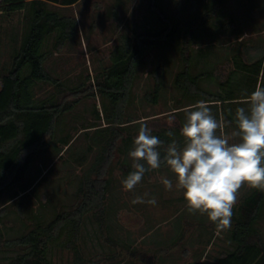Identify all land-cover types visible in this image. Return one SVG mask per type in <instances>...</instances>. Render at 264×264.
<instances>
[{"label":"rangeland","instance_id":"obj_1","mask_svg":"<svg viewBox=\"0 0 264 264\" xmlns=\"http://www.w3.org/2000/svg\"><path fill=\"white\" fill-rule=\"evenodd\" d=\"M57 1L46 0L45 4L63 14L74 16L77 34L65 45L52 51L46 62L52 75L64 83V89L56 93L52 85L40 84L36 94L44 98L55 92L59 101L73 100L78 96L81 99L61 117L56 131V147L37 158L29 169L24 185L31 184L36 178L33 185L14 201L6 202L4 212L0 213V233L4 237L23 233L36 218L47 222L58 212L74 206L81 175L93 163L100 147L97 140L110 135L106 130L83 128L91 124L105 126L102 109L104 99L96 92L94 96L90 95L95 91L96 73L109 64L108 54L117 35L130 31L134 24L143 23L149 3V0H78L67 5L62 0ZM209 1L199 0L200 3ZM223 1L226 4L219 13V20L230 15L236 19V27L229 28L225 33L208 32L180 43L192 75L210 74V81L201 84L212 91L219 89V80L225 79L231 70L229 62L237 51L240 50L245 56L244 49L248 47L254 54L251 60H257L261 47L264 48V0H249L247 5L237 2L242 8L238 10L229 6L232 4L230 0ZM162 2L170 15L188 18L190 0ZM242 2L245 3L244 0ZM22 15V11L14 12L10 17L0 15V61L6 60L10 53L9 45L5 42L9 30L17 32L15 45L19 42L25 28ZM160 65L163 68L160 76L162 89L158 103L153 105L145 99L144 94L152 87L151 71ZM181 68L180 54L173 48L157 47L145 56L144 65L138 69L130 103L124 112L126 118L130 116L134 119L127 125L129 139L125 141L126 131L121 133L109 166L107 177L110 186L104 215L97 210L84 218L78 238L71 246H78V258L74 256L72 248L63 245L66 239L63 233L51 245L49 257L52 264H210L232 249L233 244L228 235L233 226V217L250 192L247 186L240 190L238 202L233 208L231 228L224 231L217 230L206 216L189 213L182 192L164 188L160 178L171 176L166 168L146 173L131 191H125L122 186V180L132 171L128 152L138 134L139 123L147 122L152 131L171 126L169 116L172 108L179 105V97L183 98L180 103L183 121L185 109L191 106L186 105L200 101L197 96L190 101L175 89V76ZM263 71L264 65L259 75H255L259 82ZM242 78L247 79V76L238 69L234 70L224 86L225 91L242 96L244 90L250 88L249 82L242 81ZM76 86L84 88V91L73 93L72 88ZM209 106L212 113L223 121L219 106ZM234 130L227 127L224 132L230 135ZM67 134H70L71 140L65 145L60 139ZM17 189L20 188L15 185L6 191L3 199L7 200ZM138 196L145 201L155 198L156 204H133L132 200ZM255 226L264 243V207ZM15 251L0 247V262L5 263Z\"/></svg>","mask_w":264,"mask_h":264},{"label":"trees","instance_id":"obj_2","mask_svg":"<svg viewBox=\"0 0 264 264\" xmlns=\"http://www.w3.org/2000/svg\"><path fill=\"white\" fill-rule=\"evenodd\" d=\"M77 1L62 0V3L71 5ZM45 2L46 0H0V15L10 17L14 12L22 11L21 20L25 23L16 45L17 32L11 29L6 33L8 37L6 36L5 42L9 45L10 53L6 60L0 61V213L4 212L7 201H14L33 185L36 178L31 184L24 185L29 169L37 158L56 147V131L61 117L71 111L81 99L78 96L73 100H57L56 93L64 89L65 85L46 66L52 51L76 36L77 21L74 16L47 7ZM223 2L210 0L200 3L199 0H190L189 16L185 18L170 15L162 0H149L148 14L144 16L143 23L134 24L130 31L117 35L108 54L110 62L96 73L95 91L90 94L94 96L96 92L104 99L102 109L105 126L91 124L83 127L106 130L110 135L106 139L97 140L100 147L93 163L81 175L74 206L58 212L47 222L36 218L37 221L30 222L26 230L17 236L4 237L0 233V247L16 250L5 263L0 264H52L49 257L51 245L63 233L66 234L63 245L72 248L74 256L79 257L78 246H71L78 238L84 218L97 210L104 215L103 209L110 186L107 174L117 147L116 141L122 137L121 133H125L127 125L134 121L130 116H124L125 107L130 103L138 69L144 65L145 56L154 48L170 47L180 54L182 68L175 76V89L179 95L188 97L190 101L197 96L200 101H206L209 105H218L223 121L230 122L226 123L225 128L235 129V110L245 106L239 101L243 96H234L233 92L225 91L224 86L237 69L247 76L242 81L249 82V93L257 83L264 82V71L260 82L255 76L259 75L261 66L264 65V48L261 47L257 60H251L254 54L251 49L243 46L245 56L240 50L237 51L231 63L229 62L231 70L225 79L219 80V89L212 91L201 84L210 81V74L192 75L184 48L180 44L182 40L191 41L208 32L225 33L229 28L236 27L232 16L219 20ZM162 70L161 65L153 68L152 87L144 94L145 99L153 105L158 103L160 97ZM40 84L52 85L56 93L44 98L38 97L36 88ZM72 89L77 94L84 91L80 86ZM182 99L179 97V105L171 110L175 119L172 125L152 131L165 145L172 139L165 135L167 131H173L174 138L178 142L182 141L179 134L184 122L180 116ZM193 104L195 103H188L186 106ZM128 136L126 131V142ZM60 140L65 145L68 144L70 134ZM15 185L20 189L4 200L6 191ZM263 207L264 192L250 189L236 212L237 215L233 217V226L228 235L233 244L232 249L210 264H264V243L255 226ZM98 221L100 222L99 218Z\"/></svg>","mask_w":264,"mask_h":264},{"label":"clouds","instance_id":"obj_3","mask_svg":"<svg viewBox=\"0 0 264 264\" xmlns=\"http://www.w3.org/2000/svg\"><path fill=\"white\" fill-rule=\"evenodd\" d=\"M242 96L245 106L236 108V130L230 135L224 132L230 122L219 120L203 100L185 109L179 131L182 143L167 131L172 139L165 145L141 121L128 152L132 171L122 180L124 190H133L146 173L166 168L171 176H162L160 182L167 191L182 192L189 213L206 216L219 231L230 229L240 190L247 186L264 192V82ZM173 121L170 115L169 124ZM145 202L156 204L155 198L132 200Z\"/></svg>","mask_w":264,"mask_h":264},{"label":"crops","instance_id":"obj_4","mask_svg":"<svg viewBox=\"0 0 264 264\" xmlns=\"http://www.w3.org/2000/svg\"><path fill=\"white\" fill-rule=\"evenodd\" d=\"M231 2H232V4L230 3V7H231V5L233 6V8L234 9H236V10H238V9H242L239 5H237V2H240L239 4H245V5H247L246 4V2H248L249 0H244L245 1V3H243L242 1L243 0H230ZM224 4H226V1H224L223 2V4L221 5V7H220V10L223 8V6H224ZM238 7V8H237ZM230 16V15H229ZM238 17V16H237ZM221 18H227V16L226 17H221ZM235 19V18H234ZM236 20V19H235ZM8 37V36H7Z\"/></svg>","mask_w":264,"mask_h":264}]
</instances>
